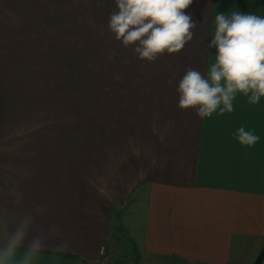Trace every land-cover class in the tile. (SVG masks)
I'll list each match as a JSON object with an SVG mask.
<instances>
[{"label": "crops", "instance_id": "1", "mask_svg": "<svg viewBox=\"0 0 264 264\" xmlns=\"http://www.w3.org/2000/svg\"><path fill=\"white\" fill-rule=\"evenodd\" d=\"M115 10L114 0H0V26L21 16L101 27L121 43L107 27ZM185 12L192 39L109 88L91 147L0 146V222L30 213L50 245L33 264H254L264 250V97L238 93L231 113L201 119L177 107L176 91L189 67L214 63L215 17H264V0H192ZM240 127L258 142L240 144ZM64 240L66 250L51 247Z\"/></svg>", "mask_w": 264, "mask_h": 264}, {"label": "rangeland", "instance_id": "2", "mask_svg": "<svg viewBox=\"0 0 264 264\" xmlns=\"http://www.w3.org/2000/svg\"><path fill=\"white\" fill-rule=\"evenodd\" d=\"M10 22L0 26V146L91 147L109 88L151 62L105 41L106 28ZM128 239L115 230L112 242L134 257Z\"/></svg>", "mask_w": 264, "mask_h": 264}, {"label": "clouds", "instance_id": "3", "mask_svg": "<svg viewBox=\"0 0 264 264\" xmlns=\"http://www.w3.org/2000/svg\"><path fill=\"white\" fill-rule=\"evenodd\" d=\"M108 30L140 60L155 61L167 53L180 52L192 39L195 23L185 10L192 0H114ZM215 32L209 45L216 49L207 73L189 67L176 91L177 107L193 110L203 119L213 113H231L238 93L257 104L264 97V17L233 12L215 17ZM240 144L255 145L259 137L240 127ZM42 214L44 209L37 206ZM36 218L23 214L11 225L0 222V264H33L50 245L42 232L32 234ZM66 250L68 241L51 245ZM23 250V252H21Z\"/></svg>", "mask_w": 264, "mask_h": 264}, {"label": "water", "instance_id": "4", "mask_svg": "<svg viewBox=\"0 0 264 264\" xmlns=\"http://www.w3.org/2000/svg\"><path fill=\"white\" fill-rule=\"evenodd\" d=\"M263 259H264V250H262L260 252V254L258 255V257L255 260L254 264H263Z\"/></svg>", "mask_w": 264, "mask_h": 264}, {"label": "built area", "instance_id": "5", "mask_svg": "<svg viewBox=\"0 0 264 264\" xmlns=\"http://www.w3.org/2000/svg\"><path fill=\"white\" fill-rule=\"evenodd\" d=\"M105 252H106V247L105 246H102L101 247V255H103V254H105Z\"/></svg>", "mask_w": 264, "mask_h": 264}]
</instances>
